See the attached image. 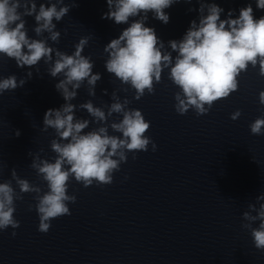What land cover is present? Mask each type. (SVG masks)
I'll use <instances>...</instances> for the list:
<instances>
[{"label": "clouds", "instance_id": "clouds-1", "mask_svg": "<svg viewBox=\"0 0 264 264\" xmlns=\"http://www.w3.org/2000/svg\"><path fill=\"white\" fill-rule=\"evenodd\" d=\"M174 2L178 0H107L110 11L102 18L113 19L120 24L127 23L130 17L140 13H144L146 19V14L151 11L156 19L167 23L169 16L165 9ZM256 4L257 8L264 10V0H256ZM20 7V0H0V53L15 58L21 67L35 65L41 58L51 60L53 49L43 41L28 39L23 30L22 14L18 11ZM35 7L33 3L29 9L25 3L23 15H31L35 12ZM203 10L204 5H201L200 11ZM222 11L216 4L209 5L208 14L202 16L199 26L193 21L182 41L169 42L171 49L178 52L174 65L171 54L161 51L163 45L158 41L153 28L146 27L143 20L131 23L119 38L107 45L105 51H110V58L106 62L107 71L123 83L130 84L135 89V99L139 100L145 90L153 94L154 81L160 82L163 68L171 65L170 79L181 89L184 97L181 98L179 93L175 97L178 101L175 105L177 113L183 115L190 107L198 115L205 113L206 104L210 108L214 101L225 98L236 90V78L249 64L255 66L259 62L260 73L264 75V17L255 19L251 5L242 8L239 17L235 19L231 18L229 12V18L221 20ZM67 12V7L58 11L55 5L48 8L41 5L35 16L39 24L35 31L39 34L48 30L51 32V39L57 40L59 33L52 31L55 27L53 18L60 20ZM17 21L20 22L16 23ZM85 43L82 40L71 56L57 51L58 59L50 69L52 76L64 73L65 79L56 87L62 91L65 101L72 100L76 95L74 90H69L68 85L77 89L85 79L89 85H94L100 78L98 74H92L93 65L90 60L81 55ZM25 47L27 52L23 50ZM16 87L14 76L0 81V91ZM260 102L264 104V92L260 93ZM128 103L127 100L113 103L108 113H122L123 119L111 125L122 137L109 135L106 127L81 134L89 122L74 121V105L70 103H66L61 109L46 111L45 128H54L62 140L68 141H52L51 148L57 154L54 162L43 161L32 165L46 182L48 190L39 195V187L15 177L13 173L21 193H37L34 199L39 217L38 231L47 233L53 219L71 215L68 205L75 203L77 198L68 194L70 178L84 187L94 182L98 186L109 185L113 182V173L120 170L121 163L127 162L129 152L147 151L150 143L152 150H156L155 143L145 135L150 122L140 110H125ZM81 107L86 108L99 121L106 119L104 111L94 107L91 102ZM239 114H233L232 119H236ZM262 127L264 119H257L251 125L252 134H261ZM135 158L133 155V159ZM17 199L22 200L23 196L16 194L10 182L0 183V230L20 226L14 217ZM31 209L30 205L29 210ZM244 216L248 218L247 213ZM259 217L262 222L258 229L252 231V236L255 247L264 250V205L261 206ZM15 234L12 233L13 236Z\"/></svg>", "mask_w": 264, "mask_h": 264}]
</instances>
